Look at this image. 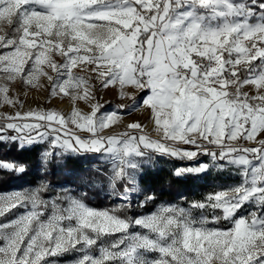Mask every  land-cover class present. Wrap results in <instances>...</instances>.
<instances>
[{"label":"snow or ice","instance_id":"snow-or-ice-1","mask_svg":"<svg viewBox=\"0 0 264 264\" xmlns=\"http://www.w3.org/2000/svg\"><path fill=\"white\" fill-rule=\"evenodd\" d=\"M31 90L73 107L25 110ZM5 107L0 145L38 149L45 177L91 158L81 182L116 203L46 178L0 193V217L23 210L0 223V264H264V0H0ZM160 160L240 182L158 203L141 181ZM25 171L0 159V183Z\"/></svg>","mask_w":264,"mask_h":264},{"label":"trees","instance_id":"trees-1","mask_svg":"<svg viewBox=\"0 0 264 264\" xmlns=\"http://www.w3.org/2000/svg\"><path fill=\"white\" fill-rule=\"evenodd\" d=\"M0 159L18 162L26 166V171L23 174L9 176L0 183V191L35 185L46 178L54 185L65 184L69 188L89 191L88 203L95 207H107L116 202L110 200L106 193L100 191L99 188L93 190L81 182L82 177H88L91 182L95 176L92 171L93 160L91 158L69 159L66 163L53 167L46 177L40 163L38 149H19L11 145H0ZM167 163V161H162L149 170L141 181L146 190L157 193L158 203L181 202L186 204L187 201L200 200L207 194L222 188L223 178L218 174L208 173L201 177L176 178L172 175V169ZM174 163L180 166L177 161ZM154 208L155 205L150 204L147 209L137 208L135 212L141 214Z\"/></svg>","mask_w":264,"mask_h":264},{"label":"rangeland","instance_id":"rangeland-1","mask_svg":"<svg viewBox=\"0 0 264 264\" xmlns=\"http://www.w3.org/2000/svg\"><path fill=\"white\" fill-rule=\"evenodd\" d=\"M21 98L25 102V110H27L29 106H31V108H39V107H42V108H55L57 111H60V112L65 113V114H68L70 112L71 108L73 107V105H72V103H71V101H70V99L68 97H64L63 99L58 97V98H54V99L49 101L46 98V94H44L42 92H39L37 90H31L27 97H25L23 95V93H21ZM98 99H100L101 103L111 102L108 105L109 108L111 106H113V105H116V104H119V103H122V102H127V101H121L118 98V95L114 91H111V90H104L103 93H102V97L100 95H98ZM65 104H69L70 106L67 107ZM75 106L81 108L82 111H88V106L83 101L77 102V104ZM0 111L7 112V111H10V109L5 107V108H0ZM126 119L127 120H143L144 117L141 115V113L134 112L131 115L127 116ZM162 161H167V160H160L157 165H159ZM167 162H168L167 163L168 166L172 169V171H173V169L175 167H178L177 165H175L174 162H170V161H167ZM177 162L181 163L179 161H177ZM211 173L218 174V175H220L223 178V184H222V188L221 189L227 188L230 185H234V184H237V183L240 182V177L239 176H234V175H231V174H229L227 172H211ZM37 185L38 184L29 185V186H23V187H17V188H11L9 190L0 191V193H9V192L15 191V190H29V189L37 186ZM56 186L69 187L68 185H65V184L56 185ZM162 203H180L182 205L185 204V203H181V202H162ZM112 205L113 204L108 205L107 207L112 206ZM91 206H93V205H91ZM93 207H95V206H93ZM96 208H106V207H96ZM152 210H154V209H152ZM20 211H23V210L14 209V210H12L11 213L6 214L5 217H0V223L6 222V221H10V220L14 219L15 216ZM151 211H149V212H151ZM141 214H144V213H141ZM0 243H2V242H0Z\"/></svg>","mask_w":264,"mask_h":264},{"label":"bare ground","instance_id":"bare-ground-1","mask_svg":"<svg viewBox=\"0 0 264 264\" xmlns=\"http://www.w3.org/2000/svg\"><path fill=\"white\" fill-rule=\"evenodd\" d=\"M67 107H69L70 105L69 104H65Z\"/></svg>","mask_w":264,"mask_h":264}]
</instances>
